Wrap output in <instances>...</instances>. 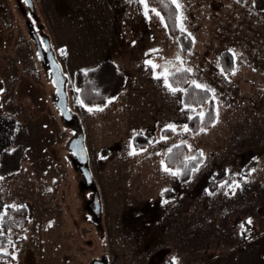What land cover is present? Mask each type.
<instances>
[{
  "label": "rangeland",
  "instance_id": "rangeland-1",
  "mask_svg": "<svg viewBox=\"0 0 264 264\" xmlns=\"http://www.w3.org/2000/svg\"><path fill=\"white\" fill-rule=\"evenodd\" d=\"M218 2L198 0L194 5L192 0H179L178 15L182 14L184 33L192 41L188 50L151 11L123 25L125 42H130L128 54L141 49L142 55L136 58L139 65L146 60L161 66L171 61L169 71L175 72L181 67L176 61L179 55L183 67L192 69L190 84L195 80L215 90L212 102L219 108V122L206 128V133L182 131L188 117L196 113L184 109L181 92L173 95L163 79H154L149 65L145 64L147 74L154 79L146 81L150 91L124 99L121 93L103 111L93 112L76 102L72 75L69 78L63 70L67 107L88 153L84 166L90 184L84 186L85 177L77 171L69 149L71 138L76 137L74 127L54 104L48 68L39 60L29 34L30 23L35 35L38 26L44 35V21L38 12L33 20L25 0H0V149L18 147L21 158L20 170L2 178L0 190L4 206L25 205L29 215L22 231L9 234L12 241L21 235L22 241L14 243L16 258L7 264H90L94 247L87 250L88 235L77 237L86 249L71 252L58 251L52 236L68 228L65 222L59 230V217L81 220L71 221L73 227L95 224L94 212L88 208L94 198L95 212L102 219L95 224L100 234L112 218H120L121 226L145 238L147 246L152 242L177 248L165 255L163 264H173L174 257L176 264H264V14H227ZM223 51L237 54L228 71L219 63ZM145 103L148 115L141 122L122 116V104ZM195 109L204 111L205 106ZM84 113L92 115L91 127L83 122ZM169 124L176 131L162 139V130ZM134 135L146 137L149 146L130 155ZM176 144L191 145L189 154L202 152L203 161L183 184L166 172L171 187L160 199L156 189L150 188L156 185V176L143 169L142 161L148 154L155 162L162 161L161 152ZM220 171L225 173L224 180L210 190V180ZM157 214L163 218L161 231L138 221L140 215ZM152 222L160 225L159 220ZM139 223L143 229L136 228Z\"/></svg>",
  "mask_w": 264,
  "mask_h": 264
},
{
  "label": "crops",
  "instance_id": "crops-1",
  "mask_svg": "<svg viewBox=\"0 0 264 264\" xmlns=\"http://www.w3.org/2000/svg\"><path fill=\"white\" fill-rule=\"evenodd\" d=\"M220 1L218 3L224 8L222 12H228L227 14L244 13L248 16L264 14V0ZM31 2L35 13H40V17L44 21L42 30L48 39L51 51L60 64L62 71L66 69L69 72V78L70 74L72 75L77 69L87 70L100 61L112 60L125 75V85L121 91L123 93L122 99L132 96L134 93H136V97L144 91H150L149 84L146 82H153L152 80H154L147 74L150 70L146 68L144 61L140 65L136 61L138 54L142 55L140 53L141 49L136 48L131 54H128L130 42H125L123 36V25L131 24V20L136 22L139 19L138 14L143 16L144 8L138 0H31ZM192 2L194 5L198 4V0H192ZM204 2L208 3L207 1ZM193 3L188 6L191 7ZM130 14L134 16L131 17ZM246 18L247 16L241 17L239 22L242 23ZM124 34L126 35V33ZM61 49L65 51L66 55L61 54ZM135 100L130 99V101ZM123 101L126 102V100ZM122 106V116L129 117V121L133 123L135 119H139L138 122H141L148 115V105L146 103L122 104ZM160 110L162 111V109ZM91 116L88 113L82 114L83 122L89 127L92 125L93 118ZM0 124H2L1 120ZM147 147L140 150L145 151ZM164 154L165 152H161V155H163L162 161H164ZM157 155L155 154L156 159ZM142 163L143 169H147V173L156 176V185L150 188H155V194L162 199L163 193L171 186L167 185V175L162 169L161 161L155 162L153 155L148 154V158H144ZM147 178L151 180V176ZM175 178L177 182V175ZM3 200L2 191L0 190V213L4 206ZM159 216L161 215H140L138 221H145V227L161 231L160 221L163 218L158 219ZM94 217L95 224L102 222L99 214ZM158 220L160 225L153 224L152 221ZM60 221L62 223L59 224V230L65 226V222H68V228H63V231L59 232L58 235L52 236L58 251L71 252L73 249L79 251L86 249L84 248L85 245L78 242L77 237L79 234L85 237L88 235L85 244L90 246V249L87 250L94 247L92 249L94 251L93 259L108 256L109 259L106 258L107 264H163L165 255L172 251L176 252L177 249L163 247L159 244L155 245L152 242L150 246H147L145 238L133 235L129 226L127 227L125 224L121 226L120 218H112L107 223L103 234L99 233L95 224L73 227L71 221H81L75 217L71 219L64 218V220L59 217L57 222ZM136 228L143 229L144 225L139 223ZM127 230H130L129 235ZM45 243L48 244L47 246L50 245V241L47 239ZM174 259L176 260L175 257Z\"/></svg>",
  "mask_w": 264,
  "mask_h": 264
},
{
  "label": "trees",
  "instance_id": "trees-1",
  "mask_svg": "<svg viewBox=\"0 0 264 264\" xmlns=\"http://www.w3.org/2000/svg\"><path fill=\"white\" fill-rule=\"evenodd\" d=\"M149 8H155L160 12L163 17L165 25L171 36L177 38L182 49L188 50L192 47V41L187 37L184 32H181L177 26L178 11L175 5H172L165 0L162 4L160 0H147ZM232 54L229 51H223L219 56V63L221 69L228 71L230 63L232 62ZM86 73V74H85ZM73 88L79 89L76 91L77 96L84 101L85 107H104L107 100L117 97L124 88L125 75L118 69L112 60H103L97 63L90 69L82 70L77 69L72 74ZM173 87L187 89L186 93L181 92V101L183 105H190L192 108L204 107L206 113L204 123H201L199 117L189 119L187 126L191 132L196 133L201 127L209 128L212 126L215 119L214 106L211 100V93L204 92L201 89H196L189 83V73H177L174 77L170 78ZM211 117V119L209 118ZM81 131V129L79 128ZM82 133V132H81ZM162 135L167 137L171 135V130H162ZM149 145V141L142 135H134L132 138V147L135 150L144 149ZM180 147L170 146L171 153L164 154V163L167 167L178 171L177 180L183 184L187 182L192 172L199 167L203 161V156L200 152L193 155L189 154V149L185 144H176ZM20 149L15 147L13 149H2L0 151V177H6L17 173L21 167ZM196 157L195 160L187 159L188 157ZM225 178L224 171L218 172L209 182L208 188L210 190L221 183ZM15 208L3 207L0 217V247L7 249L8 255L0 252V264H7L12 262V255L14 252V243L22 241V236L15 237L14 241L11 240L9 234L12 232L22 231L29 222L28 208L25 205H15Z\"/></svg>",
  "mask_w": 264,
  "mask_h": 264
},
{
  "label": "snow or ice",
  "instance_id": "snow-or-ice-1",
  "mask_svg": "<svg viewBox=\"0 0 264 264\" xmlns=\"http://www.w3.org/2000/svg\"><path fill=\"white\" fill-rule=\"evenodd\" d=\"M138 2H139L140 4L143 5V8H144V15H145L146 17L148 16L149 11H151V12L154 13L156 16L160 17L161 21H163V17L160 15V12H159V11H157L155 8L149 9V5H148L147 0H138ZM160 2H161L162 4H164V3H165V0H160ZM168 2H169L170 4H172V5H175V8H176L177 11L179 12V10H180L181 7H182V5L179 3V0H168ZM238 2H239V0H238ZM176 19H177V22H178V25H177V26L179 27L180 31H181V32H185L186 29L184 28L183 23H182V21H183V16H182V14L177 15ZM188 35L190 36L191 34L189 33ZM60 51H61V54H62V55H66V53H65V51H64L63 49H61ZM150 51H151V52H158V51H160V50H159V49H153V50H150ZM145 55H149V53H146ZM232 56H233V60H235L236 57H237V54H236L235 52H233V53H232ZM176 61L180 63L181 67L176 68V69H175V72H171V71H169V67H168V65L173 63V62H171V61L166 62V64L163 65V66L155 64L152 60H146V61H145V64L151 66V68L153 69V72H154V79H157V80H159V79H163V86H164V87H165V88H166L171 94H173V95H175V94L178 93V92L186 93V92H187V89H182V88H178V87H173V84H172L170 78L174 77L177 73H184V72L190 73V72L192 71L191 68L183 67L184 61L181 59V57H180L179 55H177V57H176ZM157 68H162V71L159 72V73H156L155 70H156ZM85 74H86V73H85ZM222 74H223V73H222ZM232 75H235V69H233V71H232ZM53 82H54V84L59 85V82H57V81H53ZM191 86H192L193 88H196V89H201V90L204 91V92H210V93L212 94V95H211V100H213V101L216 100L215 90L209 88L207 85H204V84H202V83H198L197 81L193 80V81L191 82ZM76 91L79 92V89H76ZM76 102H77L81 107H85V106H86V105L84 104V101L81 100L79 97H77ZM111 102H112L111 99L107 100V103H111ZM107 103L105 104V107L107 106ZM181 103H182V101H181ZM184 109H185L186 111H191V112L196 113V116L199 117L200 122H201V123H204L206 113H205L202 109H201L199 112H196V109L190 107V105H184ZM87 110H88L89 112H93V111H103V108H102V107H99V106H97V107H95V108H93V107H88ZM213 111H214V114H215V119L213 120L212 126L214 127V126H215V123H218V122H219V108L216 107V108L213 109ZM188 118H189V119H194V118H196V117H194V116H189ZM209 118L211 119V117H209ZM165 130H166V131H167V130H171V131L175 132V131H176V126L173 125V124L166 125ZM182 131L185 132V133H187V132H190L191 129H190L187 125H185V126L183 127ZM206 132H207V129L201 127V128L199 129V131H198L197 134H200V133H206ZM162 139H165V140H166L167 137H162ZM184 143H186V142H184ZM173 147H180V145H174ZM188 147L191 148V145H188ZM171 151H172V149L169 148V149H168V152L171 153ZM129 154H130V155H136L137 153H136L135 149H133ZM200 156H203V153H202V152L200 153ZM187 159L195 160L196 157H194V156H193V157H188ZM161 166H162L163 171H165V172H167V173H169V174H171V175H179V172H178V171H172L170 168H168V167L165 165L164 161H161ZM0 179H2V177H0ZM238 186H239V185H229V187H230V188H233V189H234V187H238ZM226 194H227V193H226ZM233 194H234V190H233ZM6 207H7V208H15V207H17V206H15V205H8V206H6ZM0 219H2V217H0ZM248 223H251V220H250V219H249ZM49 226H51V225H49ZM2 234H3V233L0 232V235H2ZM0 252H2L4 255H8V254H9V253L7 252V249H4V248H2V247H0ZM15 258H16V257H15V255L13 254V255H12V259H15ZM173 264H176L175 259L173 260Z\"/></svg>",
  "mask_w": 264,
  "mask_h": 264
},
{
  "label": "water",
  "instance_id": "water-1",
  "mask_svg": "<svg viewBox=\"0 0 264 264\" xmlns=\"http://www.w3.org/2000/svg\"><path fill=\"white\" fill-rule=\"evenodd\" d=\"M25 2H27V4L29 5L31 4V0H25ZM41 62L43 64L42 59ZM46 64L48 65L49 74L54 88V95L57 99L55 106L59 110L63 118H68L70 116V111L67 108V98L65 93V78L63 75L62 68L55 59L51 50L47 51L46 53ZM53 81L59 82V85L54 84ZM69 149L72 152L75 160L83 164V166H81L80 171L81 173H83L85 180L89 181V174L87 173V170L84 166L87 160V151L84 147L82 138L80 137L79 139L71 140L69 142ZM97 209L98 207L96 205L95 210ZM90 264H107V259L105 257H102L100 259H93V261Z\"/></svg>",
  "mask_w": 264,
  "mask_h": 264
},
{
  "label": "flooded vegetation",
  "instance_id": "flooded-vegetation-1",
  "mask_svg": "<svg viewBox=\"0 0 264 264\" xmlns=\"http://www.w3.org/2000/svg\"><path fill=\"white\" fill-rule=\"evenodd\" d=\"M29 6V9H28V13L30 14L31 17H33V20L34 18L36 19L35 17V12L32 8V4H28ZM25 13V11H23ZM30 30H29V34L31 36V39L33 40L34 44H35V51L37 53V56L39 58V60L43 61V66H46L48 68V65L46 64V53L47 51H49V42H48V39L43 35V33L41 32V28L38 26L36 27V30L35 31H38V34L35 35L33 29L31 28V25L29 23V27H28ZM48 44V45H47ZM49 71V69H48ZM57 99L55 97V101H54V104L56 103ZM68 105V104H67ZM68 108V107H67ZM64 121H70L72 122V126L74 127V135L73 136H76L74 138H71V140H75V139H79L80 137L82 138V136H80L79 134V128L77 127V125H75L74 121H75V118L71 115L70 113V116L68 118H63ZM71 126V125H70ZM70 140V141H71ZM72 153V152H71ZM72 157L74 158L73 154H72ZM74 162L75 164H77V171L81 173L80 169H81V166H83V164L77 162L74 158ZM90 184L89 181H86L84 180L83 182V185L84 186H88ZM96 199L94 198L92 201H90V203L88 204V208L90 211L94 212V216H97L98 215V212H95V206H96Z\"/></svg>",
  "mask_w": 264,
  "mask_h": 264
}]
</instances>
